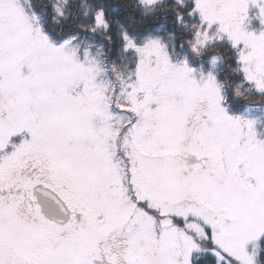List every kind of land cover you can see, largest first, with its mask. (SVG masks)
I'll return each mask as SVG.
<instances>
[{
	"label": "snow or ice",
	"instance_id": "1",
	"mask_svg": "<svg viewBox=\"0 0 264 264\" xmlns=\"http://www.w3.org/2000/svg\"><path fill=\"white\" fill-rule=\"evenodd\" d=\"M0 264H264V0H0Z\"/></svg>",
	"mask_w": 264,
	"mask_h": 264
}]
</instances>
